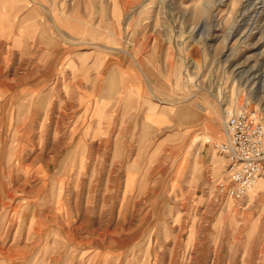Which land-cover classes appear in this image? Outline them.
<instances>
[{"label":"rangeland","instance_id":"obj_1","mask_svg":"<svg viewBox=\"0 0 264 264\" xmlns=\"http://www.w3.org/2000/svg\"><path fill=\"white\" fill-rule=\"evenodd\" d=\"M0 9V264H264V173L214 147L264 123V0Z\"/></svg>","mask_w":264,"mask_h":264},{"label":"built area","instance_id":"obj_2","mask_svg":"<svg viewBox=\"0 0 264 264\" xmlns=\"http://www.w3.org/2000/svg\"><path fill=\"white\" fill-rule=\"evenodd\" d=\"M224 134L225 139L214 147L226 157L237 184L229 193L242 198L264 173V123L255 110L238 103L226 110Z\"/></svg>","mask_w":264,"mask_h":264},{"label":"crops","instance_id":"obj_3","mask_svg":"<svg viewBox=\"0 0 264 264\" xmlns=\"http://www.w3.org/2000/svg\"><path fill=\"white\" fill-rule=\"evenodd\" d=\"M7 3H8V1H7ZM8 5H9V3L7 4V7H6L7 10H5V11H6V17H7L8 15L11 14V15H12L11 17L14 18L15 20H17L16 17L19 15V13H21L22 8H14L13 5H10V6L8 7ZM2 9H3V8H2ZM34 12H35V8H33V9H31L29 12H27L26 15H25V17L22 18L21 22H22L24 19L27 20V19H29V18H32ZM3 13H4V10H3ZM7 21H8V19H7ZM188 113H189V112H188ZM188 113H187V115H186L185 118H187V116H188L187 119H190ZM190 116L192 117L191 114H190ZM183 117H184V116H183Z\"/></svg>","mask_w":264,"mask_h":264},{"label":"bare ground","instance_id":"obj_4","mask_svg":"<svg viewBox=\"0 0 264 264\" xmlns=\"http://www.w3.org/2000/svg\"><path fill=\"white\" fill-rule=\"evenodd\" d=\"M2 17H1V9H0V23L2 22V19H1ZM3 32V30H2V25L0 24V36H1V33ZM0 74H1V72H0ZM119 83V82H118ZM3 87V85L1 84V79H0V92H2L3 91V89H2V91H1V88ZM0 107H1V104H0Z\"/></svg>","mask_w":264,"mask_h":264}]
</instances>
